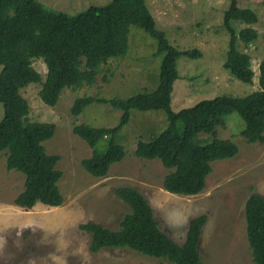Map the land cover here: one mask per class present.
Segmentation results:
<instances>
[{
  "label": "rangeland",
  "instance_id": "obj_1",
  "mask_svg": "<svg viewBox=\"0 0 264 264\" xmlns=\"http://www.w3.org/2000/svg\"><path fill=\"white\" fill-rule=\"evenodd\" d=\"M46 9L69 16L89 7H103L112 0H36ZM155 21L157 31L165 35L169 45L178 51L200 52V57H181L177 61L179 78L174 82L171 109L178 112L202 100L218 96L243 98L258 91V66L264 57V0H236L237 6L252 10L258 22L251 26L257 40L237 49L251 58L252 84L233 78L222 65L228 50L229 35L222 26L223 14L230 0H144ZM240 30L246 26L234 23ZM157 42L139 28L131 27L128 51L123 58L102 66L92 86L64 89L55 107L39 98L41 84H30L20 91L29 106L28 119L35 123L53 124V137L44 142L47 155H57V182L63 197L58 208L36 205L24 210L14 205L24 190V176L6 169V152L0 153V264H168L128 249H103L91 253L90 238L79 225L93 222L112 231L119 230L130 208L116 197L114 190L131 187L139 191L153 209L160 229L178 245H182L192 218L207 216L198 250L204 264H253L246 239L245 202L251 191L264 199V144H249L240 135L244 122L235 113L216 128V138L229 140L238 154L229 160L211 163L206 187L197 196H177L162 189V181L170 172L159 160L135 157L139 141L147 142L166 127L162 111H131L128 123L114 141L125 153L123 160L110 166L105 178L96 179L86 173L81 162L93 151L103 155L108 138L95 148L72 133L76 125L113 129L121 116L107 104L92 103L78 117L71 115L74 101L82 97L101 100H127L140 93H151L158 83L162 56L156 55ZM32 67L45 80L46 67L41 60ZM1 70V68H0ZM2 108L0 106V120ZM264 135V134H263ZM201 140L211 136L200 134Z\"/></svg>",
  "mask_w": 264,
  "mask_h": 264
},
{
  "label": "trees",
  "instance_id": "obj_2",
  "mask_svg": "<svg viewBox=\"0 0 264 264\" xmlns=\"http://www.w3.org/2000/svg\"><path fill=\"white\" fill-rule=\"evenodd\" d=\"M257 22L252 10L238 7L236 0L229 1L222 21L229 35L222 67L233 78L249 85L254 77L251 58L237 49V42L245 47L252 45L258 33L251 26ZM234 23L246 27L236 30ZM131 27L141 29L157 42L156 55L162 56L157 87L151 93L123 101L93 97L74 101L70 109L73 117L92 103L107 104L121 112L113 129L84 124L73 127L72 133L90 149L102 138L109 140L103 155L93 151L90 158L81 162L86 173L96 179L105 178L110 166L123 160L124 150L114 138L128 123L131 111L165 114V129L147 142L139 141L134 155L147 161L157 159L170 171L161 183L162 189L172 195L201 194L211 173V163L238 154L234 143L216 138V128L223 127L230 114H237L244 122L240 135L247 143L264 144V57L258 66V91L243 98L218 96L173 112L171 94L179 78L177 61L181 57L195 59L201 54L197 50L181 52L169 45L165 35L156 30L144 0H112L106 6H92L74 16L48 10L36 0H0V153L6 152L7 171L18 172L25 178L24 190L15 198V206L27 211L38 204L49 208L63 204L57 184L62 177L57 170L60 158L47 155L43 146L53 137L55 126L29 121V106L20 91L30 84H41L38 96L52 108L64 89L94 85L102 66L126 55ZM34 60H41L46 67L44 81L32 67ZM200 134L210 135L211 139L201 140ZM114 193L131 212L123 217L118 231L93 222L78 226L90 238L91 253L128 249L168 264H204L198 245L206 215L189 221L185 240L178 245L160 229L153 209L139 191L122 187ZM244 217L253 264H264V199L260 194L251 191Z\"/></svg>",
  "mask_w": 264,
  "mask_h": 264
},
{
  "label": "crops",
  "instance_id": "obj_3",
  "mask_svg": "<svg viewBox=\"0 0 264 264\" xmlns=\"http://www.w3.org/2000/svg\"><path fill=\"white\" fill-rule=\"evenodd\" d=\"M258 193V192H257ZM261 196H263L262 194H260Z\"/></svg>",
  "mask_w": 264,
  "mask_h": 264
}]
</instances>
